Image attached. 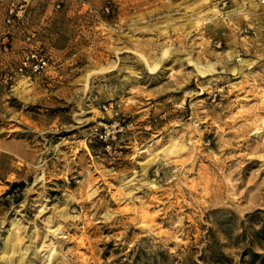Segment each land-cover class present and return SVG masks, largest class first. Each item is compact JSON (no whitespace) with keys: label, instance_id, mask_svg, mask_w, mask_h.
Segmentation results:
<instances>
[{"label":"rangeland","instance_id":"374dc122","mask_svg":"<svg viewBox=\"0 0 264 264\" xmlns=\"http://www.w3.org/2000/svg\"><path fill=\"white\" fill-rule=\"evenodd\" d=\"M20 3L0 264H264V0ZM29 52L41 74H17Z\"/></svg>","mask_w":264,"mask_h":264},{"label":"built area","instance_id":"2783aa9c","mask_svg":"<svg viewBox=\"0 0 264 264\" xmlns=\"http://www.w3.org/2000/svg\"><path fill=\"white\" fill-rule=\"evenodd\" d=\"M28 0H22V3L19 4V8H22L25 6ZM63 0H56V3L54 7L56 9H59L61 6V3ZM14 8L10 7L8 10V17H7V22L9 23V18L12 17L13 15H17V12H14ZM48 60L45 56L38 54L36 52H29L25 54L16 69L17 74L23 75V74H28V75H35V74H41L44 72V70L47 67Z\"/></svg>","mask_w":264,"mask_h":264},{"label":"bare ground","instance_id":"6f19581e","mask_svg":"<svg viewBox=\"0 0 264 264\" xmlns=\"http://www.w3.org/2000/svg\"><path fill=\"white\" fill-rule=\"evenodd\" d=\"M161 63V59L159 60V62H158V64L156 65V66H154L153 68H149V70H151V71H154V70H156V68L159 66V64ZM11 237V236H10ZM15 238V237H14ZM14 238H12V240H14ZM11 240V241H12Z\"/></svg>","mask_w":264,"mask_h":264}]
</instances>
